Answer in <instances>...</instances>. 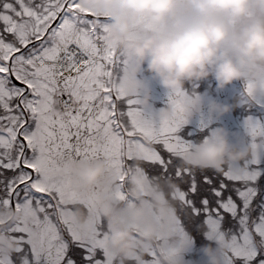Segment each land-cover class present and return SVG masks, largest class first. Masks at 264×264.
Instances as JSON below:
<instances>
[{
	"label": "snow or ice",
	"instance_id": "snow-or-ice-1",
	"mask_svg": "<svg viewBox=\"0 0 264 264\" xmlns=\"http://www.w3.org/2000/svg\"><path fill=\"white\" fill-rule=\"evenodd\" d=\"M127 65L106 18L80 0H0V264H116L97 193L76 191L67 171L90 159L103 160L112 200L143 201L161 229L142 264H160L162 241L185 264L214 241L226 244L222 264H264V84L240 82L242 108L226 122L249 154L201 170L180 159L212 128L203 108L186 116L198 85L166 93L162 118L124 89ZM74 206L88 214L83 230Z\"/></svg>",
	"mask_w": 264,
	"mask_h": 264
},
{
	"label": "clouds",
	"instance_id": "clouds-1",
	"mask_svg": "<svg viewBox=\"0 0 264 264\" xmlns=\"http://www.w3.org/2000/svg\"><path fill=\"white\" fill-rule=\"evenodd\" d=\"M83 7L102 14L108 22V39L128 59L122 85L130 95L142 93L149 106L144 77L166 93H176L201 81H214L217 89L233 82L264 84V0H80ZM215 117L230 105L200 92L187 98L186 116L201 109ZM168 117L170 109H159ZM249 149L233 141L221 125L193 142L181 163L195 169L219 172L229 162L236 164ZM67 171L76 191L97 193L96 209L108 232L107 245L116 264H142L148 249L156 245L158 227L143 201L121 203L105 191L112 184L103 160L67 161ZM156 213L167 217L168 207L152 199ZM88 214L79 206L72 210L73 223L88 227ZM15 220V216L13 217ZM163 232L168 233L167 220ZM167 241L157 245L160 264H185L182 254L170 255ZM9 251L12 242H4ZM226 244L214 241L200 246L199 264H222Z\"/></svg>",
	"mask_w": 264,
	"mask_h": 264
},
{
	"label": "rangeland",
	"instance_id": "rangeland-1",
	"mask_svg": "<svg viewBox=\"0 0 264 264\" xmlns=\"http://www.w3.org/2000/svg\"><path fill=\"white\" fill-rule=\"evenodd\" d=\"M144 81H145V88L147 89L148 93H149V101H148V104L149 106L153 109V110H159L160 108L164 107L165 104V99H166V92L165 90L161 89L154 81H152L150 78L148 77H144ZM236 84H237V81L236 82H233L231 85L225 87L224 89H217L216 87L215 88H212L208 85H203L199 88H197V91L198 92H202V94L204 95V97L207 99L209 97H214V96H206L208 95L207 94V91H211V94H218V95H222V97H219L218 95L215 97V99H217L218 101L222 102V103H226V97H227V94L229 95H233L237 90L235 89L236 88ZM186 87H190V86H186ZM214 87V86H213ZM206 110V109H205ZM212 115V114H211ZM226 114H224L223 116H220V117H214L213 119V123H217L219 122ZM223 126L226 127V122L227 120H225V117L223 118ZM222 126V125H221ZM227 130L229 128V126L226 127ZM233 129L230 128L228 131L229 133L231 132L232 134L234 133V130L232 131ZM231 138L233 136H230Z\"/></svg>",
	"mask_w": 264,
	"mask_h": 264
}]
</instances>
